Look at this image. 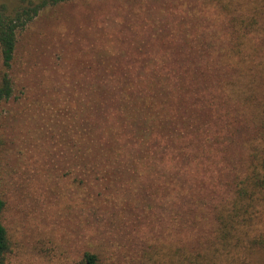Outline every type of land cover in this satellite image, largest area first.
<instances>
[{"label":"rangeland","instance_id":"1","mask_svg":"<svg viewBox=\"0 0 264 264\" xmlns=\"http://www.w3.org/2000/svg\"><path fill=\"white\" fill-rule=\"evenodd\" d=\"M4 73L1 264H264V0H64L17 31ZM182 85L197 168L156 132L99 150L105 87Z\"/></svg>","mask_w":264,"mask_h":264},{"label":"trees","instance_id":"2","mask_svg":"<svg viewBox=\"0 0 264 264\" xmlns=\"http://www.w3.org/2000/svg\"><path fill=\"white\" fill-rule=\"evenodd\" d=\"M61 1L64 0H42L37 4L19 7L12 14H6L0 8V56L5 67L10 66L13 58L17 31L24 28L41 9ZM103 91L107 100L104 111L107 127L97 138L99 150L113 151L116 146L122 149L117 143V135L124 136L120 135L124 134V130L130 134L132 142L136 140L140 143L144 142L147 133L156 132L161 134L160 141L164 144L170 143L171 147L180 148L179 154L173 157L175 164H193L183 171L197 168V85H182L173 91L164 86L105 87ZM10 94V79L4 73L0 80V98H8ZM110 117L115 119L113 126L108 125ZM95 139L90 137L91 142ZM89 155L92 157L91 153ZM123 155H118V159ZM128 159L130 158L126 157L125 161L118 164H126ZM111 164H114L113 160ZM196 202L197 200L186 201L188 206ZM3 206L4 203L0 200V216ZM7 241L6 230L0 219V264L8 247ZM81 264L100 263L96 254L85 253Z\"/></svg>","mask_w":264,"mask_h":264}]
</instances>
